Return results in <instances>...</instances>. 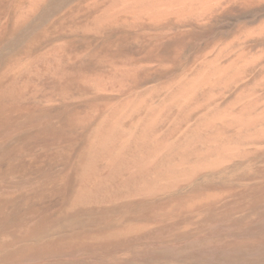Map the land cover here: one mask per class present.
<instances>
[{
  "label": "bare ground",
  "instance_id": "1",
  "mask_svg": "<svg viewBox=\"0 0 264 264\" xmlns=\"http://www.w3.org/2000/svg\"><path fill=\"white\" fill-rule=\"evenodd\" d=\"M0 264H264V0H0Z\"/></svg>",
  "mask_w": 264,
  "mask_h": 264
}]
</instances>
